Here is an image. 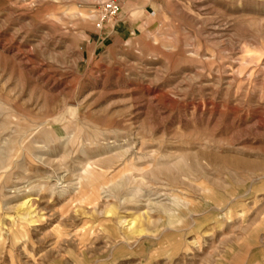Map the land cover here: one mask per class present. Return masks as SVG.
<instances>
[{"label": "rangeland", "instance_id": "obj_1", "mask_svg": "<svg viewBox=\"0 0 264 264\" xmlns=\"http://www.w3.org/2000/svg\"><path fill=\"white\" fill-rule=\"evenodd\" d=\"M0 264H264V0H0Z\"/></svg>", "mask_w": 264, "mask_h": 264}]
</instances>
